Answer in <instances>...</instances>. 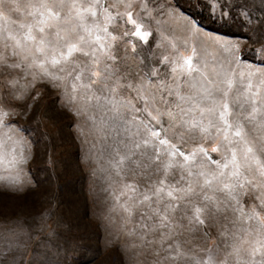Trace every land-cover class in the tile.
I'll return each mask as SVG.
<instances>
[{"label": "rangeland", "instance_id": "1", "mask_svg": "<svg viewBox=\"0 0 264 264\" xmlns=\"http://www.w3.org/2000/svg\"><path fill=\"white\" fill-rule=\"evenodd\" d=\"M178 1L240 35L177 0H0V264H264V65L238 59L264 0Z\"/></svg>", "mask_w": 264, "mask_h": 264}, {"label": "snow or ice", "instance_id": "2", "mask_svg": "<svg viewBox=\"0 0 264 264\" xmlns=\"http://www.w3.org/2000/svg\"><path fill=\"white\" fill-rule=\"evenodd\" d=\"M211 7H212V10H213V14H214L215 11H216V4L213 3L211 5ZM229 11L230 10H228V11L225 10V6L224 5L220 6V12H221L222 17H227L229 15ZM128 15H129V18H130L131 17V13H129ZM240 15H241L242 19L247 18L248 22L249 23L251 22V17L246 13V10L241 12ZM198 27H199V25H198ZM41 31H43V29H41ZM140 31L142 32V29ZM218 34L235 35V34H229V33H226V32L225 33H218ZM147 35L150 36L151 34L149 33ZM72 47L74 48L75 46L73 45ZM261 52H264V47H262ZM69 54H71V49L69 50ZM86 54L87 53H85V55ZM257 54H260V53H254V56L257 55ZM253 58H250V57H248L247 55H244V54H240L238 56V59L240 61H249V62H251V59H253ZM40 63L43 64V61H41ZM260 63L264 64V60H261ZM187 64L189 65V67H191V64H192L191 57H188ZM250 86L251 85L249 84V87ZM33 87H35V85H33ZM38 95H39V93H34L33 94V98H36ZM57 99H59V97H57ZM253 103H255V101H253ZM28 107H31V106L29 105ZM223 107H224V110L228 111L229 115H231V111H230L229 105L227 103H225L223 105ZM241 108L243 109V106H241ZM242 114H243V112L240 113L241 116H242ZM3 115H6V113H0V117H2ZM221 116L223 118V113H221ZM9 123L10 124H15V121H10ZM223 123L225 125V135H224V139L225 140L228 139V131L229 130L231 131V135L233 137H236V138H241L242 137V135H243L242 131L239 128L233 129L230 120L223 119ZM0 126H2V125H0ZM151 134L158 140V143L160 145L170 146L171 147L172 152L170 153V155L175 156L176 154H178L186 162H190V161L194 160L196 158V156L199 154V155H202L204 158H206L212 165H221V157H220L221 148H220V145H218V144L211 143V142H205V144L199 148V152L198 153L196 151L189 152V151L183 150L180 146L172 143L167 138H161V132H160V125L159 124L154 125ZM229 147L231 148V146H229ZM246 150L248 152H251L253 149H252L251 145H248ZM155 153H156L157 160H159V156H160V148L159 147H157L155 149ZM231 153H232V157L235 158V154H236L235 148H231ZM221 166L224 169H227V167H228V165L226 163L222 164ZM201 175H203V174H201ZM161 183L162 184H167L168 181L167 180H163V181H161ZM205 183H210V180L205 178ZM224 187L227 188L228 186L225 185ZM240 187H244V184H241ZM175 191H176V189H170L169 190V199H171V200L176 199ZM245 195H247V194H245ZM239 205H240L241 209L245 210V211L249 207V205L245 202V200H239ZM176 207L179 208L180 205L177 204ZM195 211H196L195 221L198 222L199 225L207 227V223L208 222H207V219L202 214V209L198 207ZM256 214L259 215V210H257Z\"/></svg>", "mask_w": 264, "mask_h": 264}, {"label": "trees", "instance_id": "3", "mask_svg": "<svg viewBox=\"0 0 264 264\" xmlns=\"http://www.w3.org/2000/svg\"><path fill=\"white\" fill-rule=\"evenodd\" d=\"M177 5L181 8V10L183 12H185L186 14H188L190 17H192L200 26H202L203 28L215 32V33H229V34H235V35H224V36H229V37H236L239 36L240 34L235 33L231 28H226V27H222V26H215L213 24H207L204 21V18L201 16L200 13H198L197 11L192 10L189 7H186L184 5H182V3L180 1L177 0ZM222 35V34H221ZM244 55H247L250 58H253V55L250 54H245L244 52L241 53ZM261 60H257L255 57L253 59H251V62L253 63H257L260 65H264L260 63Z\"/></svg>", "mask_w": 264, "mask_h": 264}]
</instances>
